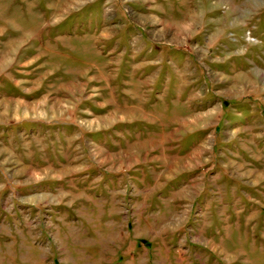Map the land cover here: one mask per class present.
<instances>
[{
	"label": "rangeland",
	"instance_id": "obj_1",
	"mask_svg": "<svg viewBox=\"0 0 264 264\" xmlns=\"http://www.w3.org/2000/svg\"><path fill=\"white\" fill-rule=\"evenodd\" d=\"M0 264H264V0H0Z\"/></svg>",
	"mask_w": 264,
	"mask_h": 264
},
{
	"label": "bare ground",
	"instance_id": "obj_2",
	"mask_svg": "<svg viewBox=\"0 0 264 264\" xmlns=\"http://www.w3.org/2000/svg\"><path fill=\"white\" fill-rule=\"evenodd\" d=\"M184 27H186V26H184ZM169 30H170V28H169ZM185 31V30H184ZM176 33V32H175ZM175 35V34H174ZM40 105V104H39ZM36 107H39V106H36ZM58 107H59V105H58ZM199 120V119H198ZM189 160V159H188ZM195 160V159H194ZM175 163V162H174ZM190 163V162H189Z\"/></svg>",
	"mask_w": 264,
	"mask_h": 264
}]
</instances>
